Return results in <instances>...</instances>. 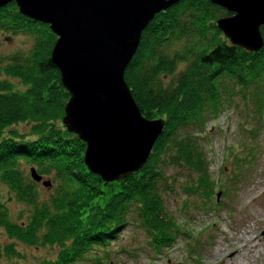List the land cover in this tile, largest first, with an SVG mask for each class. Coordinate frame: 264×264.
<instances>
[{"label":"trees","instance_id":"trees-1","mask_svg":"<svg viewBox=\"0 0 264 264\" xmlns=\"http://www.w3.org/2000/svg\"><path fill=\"white\" fill-rule=\"evenodd\" d=\"M231 15L206 0H181L153 17L123 78L141 116L163 120L164 129L137 172L102 183L83 164L84 144L61 125L68 94L49 60L55 36L47 25L19 15L13 3L0 8V32L33 37L27 52L0 56V77L6 78L0 80V188L7 202L28 212L24 221H13L0 202V230L8 240L27 248H56L55 260L44 264L78 263L115 239L132 214L152 248L159 249L176 232L160 189L174 181L167 168L186 170L183 190L206 200L215 188L227 197L245 180L243 173L255 160L251 146L229 153L233 162L225 190L209 175L200 146L206 120L236 95H249L256 115L264 116V25L259 28L262 48L251 53L231 46L216 29L217 19ZM12 80L22 91L12 87ZM21 124L28 126L27 134L12 129ZM249 132L256 137V131ZM24 167L54 185L45 199ZM4 250L12 251L13 244Z\"/></svg>","mask_w":264,"mask_h":264},{"label":"water","instance_id":"water-1","mask_svg":"<svg viewBox=\"0 0 264 264\" xmlns=\"http://www.w3.org/2000/svg\"><path fill=\"white\" fill-rule=\"evenodd\" d=\"M179 1L0 0V8L13 3L19 15L55 36L49 60L68 94L61 125L84 144L83 164L102 183L137 172L163 132V120L141 116L123 75L153 17ZM206 1L232 14L215 21L231 46L251 53L262 48L264 0ZM28 173L40 182L34 169Z\"/></svg>","mask_w":264,"mask_h":264},{"label":"rangeland","instance_id":"rangeland-1","mask_svg":"<svg viewBox=\"0 0 264 264\" xmlns=\"http://www.w3.org/2000/svg\"><path fill=\"white\" fill-rule=\"evenodd\" d=\"M32 44L31 35L0 32L2 57L27 52ZM2 79L6 78L0 77ZM11 82L14 89L22 91L17 81ZM253 103L249 95L245 99L234 96L219 109L216 117L206 120L201 134L200 146L209 163V175L222 190L226 189L227 177L231 174L233 159L229 153L237 154L240 145L251 146L255 153V160L243 173L245 180L232 186L227 197L220 194L216 200L217 188L207 200L189 195L183 190L188 172L169 167L166 176H173L174 181L168 180L167 187H160L166 213L176 226L169 245L153 249L149 244L150 237L131 214L127 224L107 246L93 248L82 261L73 264H264V116L260 119L256 115ZM12 129L21 135L28 133V126L24 124ZM249 131H256V137ZM23 170L29 174L28 167ZM44 182L49 186L43 187ZM36 184L43 199L54 188L47 177H41ZM0 199L13 221L26 219L27 208L13 201L7 202L8 195L3 187L0 188ZM249 235L259 242V247L255 250L244 248L246 255L232 261L230 248L237 247ZM10 244H13V250L5 251ZM56 252L54 247L27 248L13 243L0 230V264H44L53 262Z\"/></svg>","mask_w":264,"mask_h":264},{"label":"bare ground","instance_id":"bare-ground-1","mask_svg":"<svg viewBox=\"0 0 264 264\" xmlns=\"http://www.w3.org/2000/svg\"><path fill=\"white\" fill-rule=\"evenodd\" d=\"M244 243L245 245L246 243H248L247 246H245ZM257 247H259V242L254 238L252 239V236L249 235L244 239V241L239 242L237 247H234L233 249L230 248L231 252L229 255L231 256H229V258H232V261L234 260L235 257L242 259L246 255V251L244 250V248L248 250H255ZM239 264H241V262H239Z\"/></svg>","mask_w":264,"mask_h":264}]
</instances>
